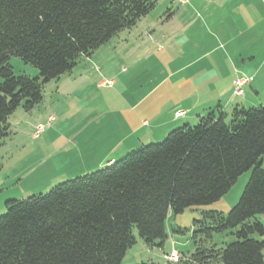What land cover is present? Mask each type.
I'll return each mask as SVG.
<instances>
[{
	"label": "trees",
	"instance_id": "obj_1",
	"mask_svg": "<svg viewBox=\"0 0 264 264\" xmlns=\"http://www.w3.org/2000/svg\"><path fill=\"white\" fill-rule=\"evenodd\" d=\"M158 2L0 0V142L19 107L31 112L47 83L134 28ZM13 56L39 76H16ZM215 111L45 195L8 200L0 216V264H122L137 243L134 228L146 245L162 247L171 214L220 201L250 170L239 202L227 215L205 212L198 232L210 239L236 230L237 241L218 251L221 263L264 264V224L257 219L264 215V106ZM198 246L185 264H212L210 252Z\"/></svg>",
	"mask_w": 264,
	"mask_h": 264
},
{
	"label": "rangeland",
	"instance_id": "obj_2",
	"mask_svg": "<svg viewBox=\"0 0 264 264\" xmlns=\"http://www.w3.org/2000/svg\"><path fill=\"white\" fill-rule=\"evenodd\" d=\"M189 5V0H159L156 9L146 20L138 22L130 30L120 32L90 57H81L72 72L47 83L43 102L31 112L25 111L22 106L16 110L8 121L10 134L0 142V216L6 213L5 204L8 200L45 195L53 187L80 176L77 173L86 167H93L87 173L105 169L109 165L99 166L98 161L107 159V155L115 156L114 162L126 157L132 150H126L128 142L124 143L123 139L131 130L119 126L123 115L121 111L127 112L124 111L127 109L125 106L143 97L139 95L142 93L150 101L156 97L157 103L161 105L170 91H173L172 96H178L175 89L169 88V84L163 87L167 90L165 93L155 96L149 93L163 79V74L167 76L169 71L176 70L201 54L209 52L206 60L221 54L218 45L225 44L230 38L235 40L238 49L243 50L246 59L245 64L241 61L235 64L239 70L234 78L232 95H236V80L241 76L252 77L256 85L264 86V0H200ZM150 21L155 25L151 28V34H148L143 27ZM171 34L177 40L164 47L163 52H158V47L163 44L162 37ZM203 41L209 49L203 48ZM249 55H254V58L249 60ZM9 63L16 76H39L38 69L18 57H11ZM220 65L226 69L222 62ZM134 67L136 70L145 68L138 74L142 77L140 80L131 75ZM97 80L108 81L103 82L104 88L97 89ZM228 82L226 78L222 81L224 85ZM243 91L248 99L255 96L246 86ZM223 99L222 104L225 105L229 98ZM261 99L253 108L264 106V94ZM138 113H143L151 121H158V115L152 117L158 114L157 108L152 113L142 108L128 111V115L132 114L134 118ZM49 118H53V121L50 122ZM172 118L173 114L166 124ZM40 124L46 125V130L35 137V128ZM151 124L157 125L156 122ZM173 124L165 136L141 142L140 147L163 141L170 131L187 123L182 122L179 126ZM154 130L151 128L148 135H153ZM118 143L122 147L113 150ZM67 151L70 156L65 155ZM250 176L251 170L241 175L231 190L212 205L171 214L167 222L169 236L162 247L146 245L134 228L133 235L137 243L127 251L122 264H185L182 261L167 262L163 259L164 251L175 245L176 249L191 258L201 243L210 252L208 255L213 256L210 259L212 264H222L217 256L218 251L237 241L236 230L214 233L209 239L205 232H198L204 228L197 221H202L204 213L209 211L227 215L239 202ZM257 219L264 224V215H258ZM252 238L261 239L257 234Z\"/></svg>",
	"mask_w": 264,
	"mask_h": 264
},
{
	"label": "crops",
	"instance_id": "obj_3",
	"mask_svg": "<svg viewBox=\"0 0 264 264\" xmlns=\"http://www.w3.org/2000/svg\"><path fill=\"white\" fill-rule=\"evenodd\" d=\"M189 1V6H191V3L194 5V2H198L200 0ZM149 15L142 18L139 22L146 20ZM153 21L145 23L144 26L146 27H143V29L145 28L144 32L151 34V28L155 25L152 23ZM241 34L243 33H240L239 35ZM162 39L163 44L158 47V52H163L165 49L164 47L169 46L173 43L174 40H177L176 38L172 37V34L169 37L163 36ZM230 39L226 40L225 44L218 45V48H221L222 53L214 56V58L212 57L213 59L206 60L207 54H209V52L204 53L201 54L198 58L188 61L187 64L180 65L176 70L169 71L167 76L166 74H163V77H161L163 79L149 93L151 94L150 96H155V94L161 92L165 93L167 90H165L163 87L166 84H169V88H171V90L175 89V92L179 94L178 96H172L171 92L173 91H170L164 98V104L161 105V103H157L156 97H153L150 101L147 95L142 93L139 95H142L143 97H139L136 101H132V104L125 106V108L127 109L124 111L127 112L121 111L123 115L119 122V126L123 129L129 128L131 130L128 136L123 139L124 143L128 142V144H126L127 151L140 147L141 142L144 143L162 138L163 136H165V134H167L168 130H170L171 123H174L172 126H179L182 122L193 125L199 121V118L201 116L205 115L210 110H216L215 114L219 116L221 113H231L236 106L255 107L259 102L262 101L261 95L264 94V86L258 84L256 85L254 80L246 86L247 89H250V91L255 95L253 98L248 99L246 93H244L243 96L234 94L232 95V89L235 80L234 78L236 72L239 70L237 69V66L235 64H239V61L245 64L246 59L243 56V50H240L236 47L234 39ZM167 42L168 44L166 45ZM204 43L205 42L203 41V48L209 49L206 44L204 45ZM152 44L154 45V43ZM182 45H184L183 42ZM253 58L254 55H249L248 57L249 60H252ZM179 59H181V57H179ZM221 62L225 65V70L220 65ZM133 69L135 71L133 70L131 75L134 78L140 80L142 77L140 78L138 74H140L145 68L139 67L136 70L134 67ZM224 78L229 81L227 85H224L222 83ZM104 81L108 80H97V89H102L105 87L103 84ZM141 83L142 82L138 84ZM115 85L117 86V84ZM205 92H207V94ZM203 93H205L206 95L203 96ZM223 98H229L226 100L225 105L222 104V100H224ZM139 108H142L143 110L147 112L149 111L151 113L154 112L157 108L158 114L153 115L152 117L158 115V121H151L150 118L146 117L143 113L136 114L135 118L132 117V114L128 115V111L133 112ZM162 109L164 110L162 111ZM228 109L230 111H228ZM179 111H183L185 113V116L177 118L176 113ZM171 114H173V118L170 119V121H168V123L166 124V120L171 116ZM151 122H156L157 125L153 126ZM167 125H169V129L165 128V126ZM151 128H154L156 130H154L153 135H148V131H150ZM52 135L53 134H51V137ZM120 147H122V145H119V143L115 144L113 150ZM85 148L88 147L85 146ZM65 155L70 156V152L67 151ZM106 157L107 159L98 161L99 166L111 165L116 160V157L112 155H107ZM92 169L93 167H86L85 170L80 171L77 174H85ZM173 248L176 249L175 245L170 246L168 251H164V260L165 254H169ZM176 250L181 254L183 263H186V261H191V259L186 257L185 254L180 252L178 249Z\"/></svg>",
	"mask_w": 264,
	"mask_h": 264
},
{
	"label": "built area",
	"instance_id": "obj_4",
	"mask_svg": "<svg viewBox=\"0 0 264 264\" xmlns=\"http://www.w3.org/2000/svg\"><path fill=\"white\" fill-rule=\"evenodd\" d=\"M183 2V0H181ZM253 81L252 77H239L236 80V95L243 96L244 95V87L249 85ZM177 117H183L185 116V113L183 111L178 112ZM49 121L52 122L53 118H49ZM46 125L40 124L35 128V137H39L41 134H43L46 130ZM165 260L169 263H179L181 261V254L173 248L169 254L165 255Z\"/></svg>",
	"mask_w": 264,
	"mask_h": 264
}]
</instances>
